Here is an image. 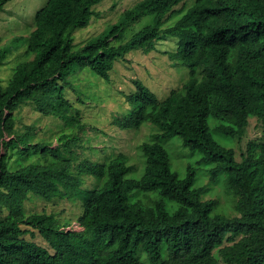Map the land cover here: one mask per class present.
I'll return each mask as SVG.
<instances>
[{
    "label": "trees",
    "instance_id": "1",
    "mask_svg": "<svg viewBox=\"0 0 264 264\" xmlns=\"http://www.w3.org/2000/svg\"><path fill=\"white\" fill-rule=\"evenodd\" d=\"M8 1L0 2V11ZM102 1L48 0L28 38L34 58L15 67L6 89L0 82V264H264V0H194L189 7L185 0H141L121 23L75 51V32L90 24ZM148 15L149 25L114 44ZM164 37L177 39L171 57L190 76L164 100L136 81L130 101L139 103L138 110L119 125L140 129L149 122L158 128L140 145L141 178L128 177L134 167L124 152L76 164L77 137L70 145V135H62V144L54 146L15 132L23 103L84 130L66 93L71 69L88 68L108 80L116 62L136 49L150 53ZM1 43L0 65L8 53ZM210 117L219 121L217 133L233 139H242L256 118L261 142L250 141L238 161L233 148L214 139ZM174 138L209 167L213 182L224 175L237 198V216L218 213L219 200H205L195 167L189 165L184 177L172 170L165 142ZM15 152L21 165L11 170ZM85 176L100 184L85 189ZM30 195L79 200L81 230H68L71 222L53 213L28 214ZM35 232L47 246L26 237Z\"/></svg>",
    "mask_w": 264,
    "mask_h": 264
},
{
    "label": "rangeland",
    "instance_id": "2",
    "mask_svg": "<svg viewBox=\"0 0 264 264\" xmlns=\"http://www.w3.org/2000/svg\"><path fill=\"white\" fill-rule=\"evenodd\" d=\"M2 0H0L1 2ZM141 0H103L94 7V16L90 24L79 29L74 34L73 49H81L89 40L104 34L110 27L121 23L126 10L133 8ZM48 0H10L0 11V38L1 48L7 53L4 64L0 65V82L6 89L15 67L21 63L32 60L34 55L28 53V38L35 28L36 15ZM194 0H185L183 4L189 7ZM182 4V5H183ZM181 5V6H182ZM153 16L148 15L134 25L128 27L122 39L114 40L120 44L130 40L133 35L149 25ZM175 20V19H174ZM167 25V24H166ZM113 40V39H112ZM177 48V39L161 38L156 49L145 54L141 49L130 52L124 59L115 64L108 80L102 79L88 68L73 67L66 82L71 86L66 89L67 97L74 103L79 111L85 129L69 128L65 123L55 117H47L40 113L34 104L23 103L15 113V132L19 135L32 133V143L51 142L60 146L58 139L62 135L77 137L72 150L78 156L76 164L82 160L104 162L112 156L124 152L130 157V164L134 167L129 178L139 179L144 174L145 162L142 157L140 145L152 140V134L158 128L152 123H145L140 129H124L119 125L121 120L138 110L137 105L130 101V96L137 91L136 81H140L156 94L159 100L166 99L173 90L180 88L189 78L190 69L173 60L171 53ZM82 101V102H81ZM213 137L221 145L233 148L238 161L246 152L250 141L261 142L262 125L256 118H251L246 133L242 139H233L217 133L215 127L219 121L208 118ZM171 157V168L184 177L187 167L196 168V186L205 188V200H219L217 212L228 217L237 216L235 202L237 198L227 191L224 175L216 183L209 176V167L199 165V156L184 148L178 138L165 142ZM34 161L39 155L33 157ZM18 153L11 155V170L20 167ZM29 160V159H28ZM85 189L95 188L100 184L98 178L85 176ZM26 212H47L56 214L61 222H71L67 229L81 230L78 219L83 212L79 200L59 198L46 201L30 195L25 203ZM4 213H0V218ZM41 245L47 243L35 232V236L27 235Z\"/></svg>",
    "mask_w": 264,
    "mask_h": 264
}]
</instances>
